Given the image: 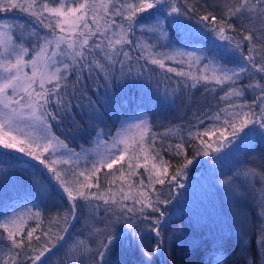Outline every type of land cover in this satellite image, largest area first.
Returning a JSON list of instances; mask_svg holds the SVG:
<instances>
[{
	"label": "snow or ice",
	"instance_id": "1",
	"mask_svg": "<svg viewBox=\"0 0 264 264\" xmlns=\"http://www.w3.org/2000/svg\"><path fill=\"white\" fill-rule=\"evenodd\" d=\"M16 7L30 12L41 23L48 19L45 27L51 35L41 38L38 49H30L14 36L12 25L0 24V145L4 149H15L31 157L33 161L43 165L48 173H52L62 189V196L66 197L68 206L64 209L62 217L58 213L52 220V223L57 225V230L53 232L50 227L43 232V242L41 236H34L41 227L39 222L36 228L30 229H26L23 223L25 214L28 218L34 216L39 221V211L32 212L31 208L26 207L25 212L0 216V229L3 230L0 231V241L6 234L10 245L8 256H0V264H45L57 249H66L68 259L65 264H77L75 258L78 257H86L91 264H109L113 249L123 239L132 236L133 239L139 238L142 243V237H138L137 233L144 221L150 220L149 230L158 238L162 236L165 211L159 205L170 204L171 199L164 197L155 185H173L178 177L186 176V170L193 163L195 156H212L214 162L218 159L216 153L236 141L257 134L264 139V86L259 83L251 86L260 90V94L251 104L244 100L233 103V98H242L245 95L243 89L234 87L243 74L247 73L250 79L253 76L251 69L264 74V0H222L223 12L220 16L206 12L199 17L201 22L209 21L204 27L209 28L222 42L215 45V51L211 55L205 48L198 46L188 52L174 50L176 55L187 57L189 69H194L200 64L202 67L199 74L171 67L167 69L168 72L183 77L185 88L189 87V80L192 81L191 88H196L201 81L204 84L214 83L221 86L222 91L227 87L220 99L228 102L214 114L202 113L204 119L197 118L201 126L205 125V120L212 122L205 126L203 131L188 130L187 140L181 136L174 150L169 144L166 150L175 156H182L184 161L176 166L174 172L170 171L172 165L164 160L155 146L156 135L147 121V113L140 114L138 123L126 124L122 121L126 126L118 127L117 135L108 140L106 138L112 134L110 130L106 131L101 127L103 114L99 112L97 105L108 102L110 88L132 78L131 70L125 73L124 60L119 59L122 55L131 60L129 52L123 50L124 46L135 44L136 48L140 49V58H146L149 63L160 68L165 67V59H174V56L167 55L164 59L158 58L160 54L151 51L155 45L133 41L130 34L139 27L142 33H158L161 38L167 37L165 21L169 24H179L180 17L186 14L177 0H60L57 7H51L47 2L37 5L36 0H31L26 7L17 4L15 0H10L7 5L0 0V11L6 12ZM37 7L41 8L39 13L33 10ZM165 9L167 15L162 17L160 13ZM186 11L194 12L195 8L188 7ZM45 13L48 14L47 17ZM144 13L147 15H141ZM114 17H121L126 24L117 23ZM237 29L243 34L242 39L238 40L229 35V32H235ZM94 37L101 38L100 42L97 43ZM105 41L107 50L104 48ZM245 47L247 55L243 51ZM29 56L30 59L27 58ZM58 56L61 59H57ZM225 57H242V62L229 67L223 62ZM65 58L68 62H65ZM116 64L122 66L120 76H116L113 71ZM26 69H30L31 74ZM85 72L89 75L84 76ZM93 73L103 74V102L91 100L87 94V85L81 86V81L91 79ZM140 75L142 74H138L136 78ZM164 94L169 95L167 89ZM77 109L80 110V115H87L88 127L95 130L94 147H82L80 152L72 149L65 142L66 138L61 139L53 131L54 127L67 121L69 134L82 132V125L73 115ZM133 130L136 135L130 142L128 133ZM171 131L175 130L170 129L164 135L167 136ZM204 137L208 139L205 140ZM193 140L197 141L191 145L195 156L189 159L185 147ZM126 157L127 172L121 163ZM80 160L86 163L91 161L92 167L74 173L77 177L75 181L68 179L66 173L62 174L55 167L57 164H63L78 168ZM133 160L136 161L134 166ZM116 165H120L119 169H116L119 176L113 171ZM103 168L109 170V173L105 174L109 187L101 191L97 174ZM140 168L144 169V174L137 171ZM43 175L40 173V176ZM143 175H147V182ZM255 175L254 169L244 173L245 177ZM80 176L84 177L83 181L79 179ZM93 177L96 178L95 182ZM133 177H137L138 182L132 179ZM260 178L264 180V174H261ZM7 179V172H0V181ZM117 180L121 183L113 189L112 185L116 184ZM30 182L42 192L48 191L46 180L39 178L36 172L32 173ZM227 183L228 181H225V184ZM178 187L183 188L185 185L178 184ZM93 188L96 191H91ZM93 200L103 202V215L99 214V204L92 205ZM261 200H264V193L261 194ZM79 201L85 203L80 204ZM81 207L89 210V219L92 222L87 225V235L81 233L71 236L72 222ZM94 210L99 220L92 215ZM97 223L102 226L96 227ZM118 225L121 227L118 228ZM25 231L26 237L23 235ZM257 243L260 249L264 250V229L261 230ZM161 247L162 243L158 239L152 252L160 251ZM143 254L147 258V264H151L149 253L145 251ZM214 264H224L223 255L215 254Z\"/></svg>",
	"mask_w": 264,
	"mask_h": 264
},
{
	"label": "trees",
	"instance_id": "2",
	"mask_svg": "<svg viewBox=\"0 0 264 264\" xmlns=\"http://www.w3.org/2000/svg\"><path fill=\"white\" fill-rule=\"evenodd\" d=\"M57 1L36 0V3L42 5L47 2L52 7ZM2 2L7 5L10 0H2ZM15 2L26 7L31 0H15ZM129 2H134V0H129ZM177 3L186 14L180 17L179 24H169L165 21L167 37L161 38L158 33H142L139 27L130 34V39L133 41L155 45L151 51L160 54L158 58L164 59L167 55L174 56V59H165V67L160 68L158 65L149 63L146 58H140V49L136 48L135 44L124 46L123 50L129 52L131 60L122 55L119 59L124 60L123 71L125 73L131 70L132 78L125 79L119 86L110 88L108 102L97 105L99 112L103 114L101 127H104L106 131L110 130L112 135L121 119L130 115L147 113L148 123L156 135L155 146L160 150L164 160L172 165L170 169L172 172L178 164L184 161L182 156H175L166 150L169 144L174 150L181 136L187 140L188 130L203 131L204 127L212 122L205 120V125L201 126L197 118L204 119L202 113L214 114L228 103L220 99L227 91V87L222 91L221 86L214 83L204 84L201 81L196 88H191L192 81L189 80L187 81L189 87L185 88L183 77L167 71L171 67L177 70L183 69L185 72L191 70L194 74H199L200 65L189 69L187 58L179 57L180 55H176L174 50L185 52L191 49L192 51L198 46L205 48L209 55L215 51V45L222 42L209 28L204 27L209 21L201 22L199 17L206 12L220 16L223 12L222 0H177ZM188 7H194L195 11L187 12ZM33 10L39 13L41 8L37 7ZM154 11L149 10V12ZM141 15H147V13ZM160 15L166 16L167 10L165 9ZM0 18L4 24L13 26L14 36L30 49L32 47L38 49L39 43L42 42L41 38L44 34H49L44 22L41 23L36 16L22 11L19 7L11 8L6 12L0 11ZM114 19L117 23L126 24L121 17H114ZM229 35L239 40L242 39L243 34L237 29L235 32H229ZM100 39L94 37L97 43ZM104 48L107 50V41L104 42ZM243 51L245 55L248 54L247 47ZM27 58L30 59L31 56ZM57 59L61 57L58 56ZM65 62H68L66 58ZM223 62L233 67L235 63L242 62V57L235 59L225 57ZM257 62H259V57ZM121 67L120 64L115 65L113 71L116 76H120ZM249 68L251 69V66ZM251 71L253 73L251 79L245 73L234 85V87L243 89L245 95L242 98H233V103H240L244 100L251 104L260 94L259 88L251 86L257 83L264 86V74L256 73L254 69ZM138 74L142 75L137 79ZM88 75L87 72L84 73V76ZM74 81L75 77H73ZM104 83L102 73L100 75L93 73L91 79L81 81V86L87 85V94L91 100L103 102L105 100ZM165 89L169 92L167 96L164 94ZM73 115L82 125V132L69 134L70 128L67 121L63 125L54 127L53 131L61 139L66 138L65 142L75 151L81 150L82 147L87 149L93 141L95 130L88 127V117L80 115L79 109L75 110ZM192 125L195 127H191ZM170 129L175 131L165 136L164 133ZM240 135L243 136V133ZM111 136L106 139L109 140ZM204 139L207 140L208 137ZM149 143H151L150 137ZM196 143L197 141L193 140L191 144H186L185 151L189 159L195 156L191 145ZM215 156L218 159L214 162L212 156H195L193 163L186 170V176L178 177L173 185H155L164 197L171 199L170 204L159 205L165 211L161 229L162 236L156 237L155 233L148 228L151 221H144L137 233L138 237H142V243L139 238L133 239L132 236L123 239L113 249L109 264H147V258L143 254L145 251L151 256V264H214V256L217 253L223 255L224 264H264V250H261L257 243L261 230L264 229V200H261V194L264 193V180L260 178L261 174H264V139L257 134L236 141L233 145L221 149ZM121 163L127 172V157ZM132 164L134 166L135 162L132 161ZM55 167L62 174L66 173L68 179L75 181L77 177L74 173L91 169L92 164L81 162L78 168L62 164ZM119 167L120 165L114 166L113 171L116 176H119V171H116ZM249 169L256 170L254 177L244 176L245 171ZM4 171L7 172L8 179L0 181V216L12 212H25L26 207L31 208L32 212L39 211V221L34 216L28 218L25 214L23 223L26 229H30L36 228L39 222L41 227L37 229L34 236H41L43 242V232L50 227L53 232L57 230V225L52 223V220L58 213L62 217L64 209L68 206L66 197L61 194L62 189L58 186L53 174L48 173L39 162L0 146V172ZM137 171L144 174L143 168ZM33 172H36L39 178L46 180L47 192H42L30 182ZM40 173L44 175L40 176ZM107 173L109 170L103 168L97 174L101 191L109 187L105 179ZM49 177L52 179H48ZM79 179L83 181L84 177L80 176ZM132 179L138 182L137 177ZM143 179L147 182V175H143ZM95 180L96 178L93 177V182ZM225 181L228 183L225 184ZM120 183L121 181L117 180L116 184L112 185L113 189ZM178 184H184L185 187L180 188ZM169 190H171V196H169ZM91 191H96V189L93 188ZM78 203L85 202L79 201ZM91 203L93 206L99 204V214L103 215V202L93 200ZM33 205L35 207H32ZM92 215L99 220L95 210ZM91 222L89 210L79 208L76 219L72 222L70 235L75 236L81 233L87 235V225ZM62 226L61 222L60 227ZM101 226L100 223L96 224V227ZM0 231L3 230L0 229ZM23 235L26 237L27 231ZM158 239L162 247L160 251L152 252ZM33 244L35 245V239H33ZM92 246L95 247V245ZM9 247L5 234V238L0 241V249H2L0 256L7 257ZM66 259H68L66 249H57L49 256L45 264H65ZM75 259L77 264H91L86 257Z\"/></svg>",
	"mask_w": 264,
	"mask_h": 264
},
{
	"label": "rangeland",
	"instance_id": "3",
	"mask_svg": "<svg viewBox=\"0 0 264 264\" xmlns=\"http://www.w3.org/2000/svg\"><path fill=\"white\" fill-rule=\"evenodd\" d=\"M59 4H60V0H58L57 1V3L55 4V5H53L52 7H57V6H59ZM48 16V14L47 13H45V17H47ZM48 23V19H45L44 20V24L46 25ZM0 24H4L3 23V21H2V19L0 18ZM46 28V27H45ZM47 30H48V28H46ZM50 35H51V33L49 32V34H44V37L45 36H49L50 37ZM188 51H191V49H188L187 51H185V52H188ZM179 57H181V56H179ZM184 59L185 58H187L186 56L185 57H183ZM184 61V60H183ZM202 67V64H200V68ZM26 71H28L29 72V74H31V70L30 69H26ZM140 114L141 113H139V114H136V115H130V116H128L127 118H123V119H121L120 121H119V123H118V126H117V128L118 127H121V128H123V127H125L126 126V124H134V123H138L139 122V119H140ZM122 121H124V122H126V124H122ZM148 121V120H147ZM116 131L114 132V134L112 135V136H116L117 135V129H115ZM136 135V133H135V130H133L132 132H129L128 133V137H129V141L131 142L132 141V139H133V137ZM112 136L109 138V140H111V138H112ZM92 143H91V145L87 148V149H91V148H93L94 147V144H93V141H91ZM0 146H2V145H0ZM121 148H123V145H121ZM9 150H11V151H13V152H15L16 150L15 149H9ZM16 152H18V151H16ZM77 152H80V150H78ZM20 153V152H19ZM21 155H23V156H25L26 157V155H24L23 153H20ZM29 157V156H28ZM31 158V157H30ZM53 157H50V159H52ZM32 159V158H31ZM135 163H136V161L135 160H133ZM35 162H38V161H35ZM83 163V162H85L84 160H80V162L79 163ZM90 163H91V161H89ZM88 162V163H89ZM141 162H142V157H141ZM58 165V164H57ZM63 165V164H62ZM43 166V165H42ZM150 167V166H149ZM254 177V176H253Z\"/></svg>",
	"mask_w": 264,
	"mask_h": 264
}]
</instances>
